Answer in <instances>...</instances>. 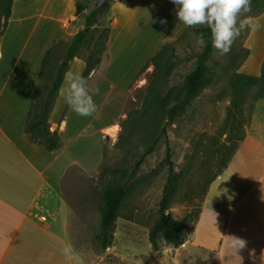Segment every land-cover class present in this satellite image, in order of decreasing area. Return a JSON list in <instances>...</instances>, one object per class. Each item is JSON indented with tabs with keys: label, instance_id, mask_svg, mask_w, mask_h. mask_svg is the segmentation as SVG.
Here are the masks:
<instances>
[{
	"label": "crops",
	"instance_id": "crops-1",
	"mask_svg": "<svg viewBox=\"0 0 264 264\" xmlns=\"http://www.w3.org/2000/svg\"><path fill=\"white\" fill-rule=\"evenodd\" d=\"M78 1L14 0L8 26L0 36V264H152L153 252L145 255L134 252L131 245L124 246L129 241L149 239L147 228L139 227L140 233L131 234L115 231L106 248L97 239L99 232L74 234L63 182L73 169L95 173L102 164L107 133L120 126L132 87L159 50L147 39L149 18L168 20L166 38L170 42L188 26L177 20L170 0H115L110 11L108 58L87 80L89 91L99 88L93 97L97 111L81 117L66 103L68 76L82 75L86 68L85 59L75 57L48 119L60 144L47 150L26 134V119L47 51L61 41L70 42L84 28L83 20L77 17ZM252 25L253 31L262 32L264 13ZM243 156L249 157L245 175H238L240 171L234 166L244 160ZM263 161L264 122L253 111L244 139L208 187L193 231L188 234L187 229L184 244L165 252L161 264H176L175 258L184 253L216 199L220 201L216 200L214 210L224 217V223L216 236L215 254L221 258L226 250H236L239 257L231 258L230 264H250L252 253L264 252ZM231 175L241 184L222 187ZM235 238L245 242L242 248L234 246ZM69 248L71 252L66 251ZM259 260L257 264H264Z\"/></svg>",
	"mask_w": 264,
	"mask_h": 264
},
{
	"label": "rangeland",
	"instance_id": "rangeland-1",
	"mask_svg": "<svg viewBox=\"0 0 264 264\" xmlns=\"http://www.w3.org/2000/svg\"><path fill=\"white\" fill-rule=\"evenodd\" d=\"M98 1L86 0L85 13L87 14L97 6ZM114 2L115 0H111L107 3L105 12L99 17L98 25L94 27L103 30L111 25L110 11ZM263 8L264 0L256 2L251 0V11L244 13L241 10L237 14L235 27L239 28L240 22L245 18L250 19V25L241 30L228 54L219 55L214 49L211 59L207 62L206 78L209 84L191 102L184 113L178 115L176 121L167 128V140L162 139L155 151L140 162L141 156L151 144L153 133L159 135L166 123L163 121L160 127L154 129L157 113L155 105L149 106L150 89L158 79L162 78L160 93L162 97H165L169 91L173 92L177 86L183 84L187 74L195 68L197 56L202 51V48L196 44L200 33L193 30L201 25L191 27L180 39L181 35L177 36L174 56L170 59L172 68L168 79L163 78V63L155 75L152 65L143 69L132 87L127 102L123 120L128 115L129 119L124 127L121 122L118 128L107 133L108 139L104 145L103 162L98 171L88 174L73 169L71 174L64 179V195L68 202L70 228L74 234L93 235L99 232L101 192L106 186L118 183L126 184L129 193L120 208L115 231L121 234H131L140 233L139 227L145 228V231L146 228L149 230L158 218L159 202L167 182L168 168L163 164L167 146L171 148L176 171L181 173V180L171 200L170 212L177 219L189 217L190 214L196 216V220L198 219L210 182L224 169V165L230 159L231 151L236 143L235 138L239 136L243 128L245 129L250 109L251 114L256 111L258 117L264 122V98L255 101L257 95L264 93V83L261 82L251 89L246 103H240V97L234 95L231 88V81L238 72L259 74V76L262 73L260 64L264 56L260 61L257 58L256 61H251L254 58L251 51L258 50L262 42L261 32L257 29L253 31L252 22ZM149 19L150 34L147 33V39L151 40L153 47L160 49L164 43H167L166 41H169L166 38L169 35L166 32L168 26L161 24L160 18ZM173 29L180 28L173 27ZM100 46L101 44L98 47ZM88 54L89 51L84 49L81 57L86 58ZM63 56L64 53L60 51L56 67L63 60ZM249 56L251 59H248ZM236 102H239L242 109L228 116L230 107ZM248 154L253 155L250 152ZM247 158L249 157L244 158L243 156L244 160L234 166L240 171L238 175L241 173L245 175L244 166L247 165ZM137 164L138 169L135 171ZM240 184L239 179L231 175L222 182V187L230 188ZM216 200L220 201V199ZM216 200L205 211L195 237L189 242L184 253L175 258L174 263L230 264L231 258L233 260L239 257L236 250H226L221 258L214 252L218 247L215 242L216 238L224 223V217L217 216L214 210L218 204ZM222 202L225 204L224 200ZM220 208L225 207L222 204ZM188 226L187 232L190 234L193 231L194 222H190ZM129 245L136 253L149 255L153 252L149 260L152 264H161L165 252L178 248L166 244L162 239L160 249L156 251L151 248L148 238H142L140 243L129 241L128 244H124L125 247ZM252 254L254 255L251 256L250 264H257L259 259L264 262V252Z\"/></svg>",
	"mask_w": 264,
	"mask_h": 264
},
{
	"label": "trees",
	"instance_id": "trees-1",
	"mask_svg": "<svg viewBox=\"0 0 264 264\" xmlns=\"http://www.w3.org/2000/svg\"><path fill=\"white\" fill-rule=\"evenodd\" d=\"M109 1L111 0H106L98 10L97 6H95L86 14V0H79L77 2V17L83 20L84 28L80 30L70 42L61 41L48 50L42 61L40 83L36 89L33 102L27 115L25 132L34 143L44 146L47 150H55L60 144L58 134L50 131L48 119L70 62L75 57H81L84 49L89 51L88 56L84 58L86 68L82 74L87 81L90 75L98 71L108 58L107 49L110 39L111 25L103 30L94 26L98 25L99 17L105 12L106 5ZM256 1L257 0H253V2ZM13 2L14 0H0V36L3 35L8 26L12 14ZM263 13L264 8L255 17H259ZM189 29L191 28L187 27L186 31L180 38L185 36ZM193 30L200 34L203 33L207 41V47L202 48V51L197 56L195 68L187 74L183 84L177 86L175 91H169L165 97H162L160 93L162 85L160 82H162V78L158 79L150 89L151 100L149 106L151 107L155 105V111L157 113V122L155 123L154 129L160 127L163 121H166V123L161 129L159 135L155 132L153 133L151 144L141 156L140 162L143 161L147 155H150L155 151L162 139L167 140V128L176 121L178 115L184 113L185 109L191 104V102L197 98L203 89L209 84L206 78L208 72L207 62L211 59V55L214 51L211 43V31L207 25H201ZM261 40L262 42L258 47V50L251 51V54L254 55L253 59L249 56L248 59H251V61H256V58L260 61L261 57L264 56V29L261 32ZM175 42L176 41L163 44L145 68L152 65L154 67L153 73L155 75L163 63V78L168 79L171 74L172 67L170 59L174 56ZM100 44L101 46L98 47ZM60 51L64 53V56L63 60L56 67V61ZM260 65H262V73L260 76L259 74L254 75L247 72H238L234 75L231 81V88L233 94L240 97V103H246L251 89L259 85L261 82L264 83V59ZM262 98H264V93L257 95L255 101ZM169 101H171V103L167 104ZM240 109H242V107L239 102L232 104L228 116H232L236 110L239 111ZM128 119L129 115L122 121V127L125 126ZM250 120L251 109L245 129L250 123ZM245 129L243 128L239 136L235 138L236 143L233 146L230 158L235 153L239 142L244 139ZM229 160L230 159H228L224 165V169ZM163 164L168 168L167 182L163 190L162 198L159 202L158 218L149 229V240L153 249L156 251L160 249V240L162 239H164L166 244L174 247L182 245L185 242L188 225L197 218L190 214L189 217L177 219L171 214L170 204L178 188L179 181L181 180V173L175 169V164L172 161V151L169 146H167ZM137 169L138 164L135 171ZM224 169H222L218 175H220ZM218 175L212 178L210 184ZM128 193V186L121 183L108 185L101 192L102 201L99 209L100 223L97 239L102 243L104 248L112 242L116 221L119 217V211L123 200Z\"/></svg>",
	"mask_w": 264,
	"mask_h": 264
},
{
	"label": "clouds",
	"instance_id": "clouds-1",
	"mask_svg": "<svg viewBox=\"0 0 264 264\" xmlns=\"http://www.w3.org/2000/svg\"><path fill=\"white\" fill-rule=\"evenodd\" d=\"M175 6L176 18L189 28L197 25H207L211 31L212 47L219 55H226L230 52L235 39L240 35L241 30L246 29L251 21L243 19L239 28L237 14L243 10L244 13L251 11V0H170ZM161 24H167L166 18L160 19ZM196 44L207 47V41L201 33ZM69 85L66 89V103L78 116L90 117L97 111V105L93 99L99 94V88L91 91L87 88V81L82 75H69ZM244 241L234 239V246L242 248ZM71 252V249H67Z\"/></svg>",
	"mask_w": 264,
	"mask_h": 264
},
{
	"label": "water",
	"instance_id": "water-1",
	"mask_svg": "<svg viewBox=\"0 0 264 264\" xmlns=\"http://www.w3.org/2000/svg\"><path fill=\"white\" fill-rule=\"evenodd\" d=\"M106 2V0H99L97 4V10Z\"/></svg>",
	"mask_w": 264,
	"mask_h": 264
},
{
	"label": "bare ground",
	"instance_id": "bare-ground-1",
	"mask_svg": "<svg viewBox=\"0 0 264 264\" xmlns=\"http://www.w3.org/2000/svg\"><path fill=\"white\" fill-rule=\"evenodd\" d=\"M114 132V131H113Z\"/></svg>",
	"mask_w": 264,
	"mask_h": 264
}]
</instances>
